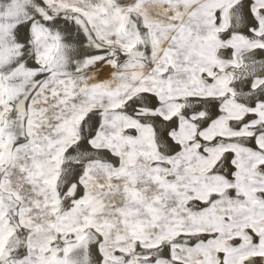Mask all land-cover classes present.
<instances>
[{
	"label": "snow or ice",
	"instance_id": "6c2138e0",
	"mask_svg": "<svg viewBox=\"0 0 264 264\" xmlns=\"http://www.w3.org/2000/svg\"><path fill=\"white\" fill-rule=\"evenodd\" d=\"M0 264H264V0H0Z\"/></svg>",
	"mask_w": 264,
	"mask_h": 264
}]
</instances>
